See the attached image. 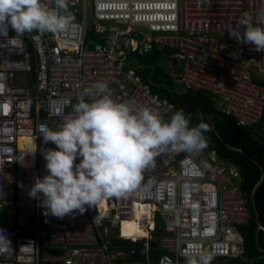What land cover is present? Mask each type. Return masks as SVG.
<instances>
[{"label": "built area", "instance_id": "built-area-1", "mask_svg": "<svg viewBox=\"0 0 264 264\" xmlns=\"http://www.w3.org/2000/svg\"><path fill=\"white\" fill-rule=\"evenodd\" d=\"M90 3V24L85 0H68L71 21L65 30L25 33L22 48L6 44L17 35L10 25L8 37L0 36V206L16 209L13 223L0 220L11 241L0 252V264H115L116 258L118 264H182L204 253L211 262L236 257L244 240L238 227L250 215L239 168L203 150L160 153L140 187L85 206L83 214L45 216L40 201L28 193L35 177L48 174L41 150L57 147L43 143L41 125L55 130L85 92L90 93L86 102L98 95V84H106L116 102L150 108L165 121L179 110L151 90L137 66L127 62L128 54L168 50L183 60L177 81L184 91L204 90L238 125L257 127L264 117V85L254 74L264 76V51L238 42L227 29L245 12L257 25L264 0ZM87 29L93 41L86 38ZM79 162L78 157L74 163ZM150 179L155 182L146 188ZM146 209L149 217L136 215ZM157 212L165 225L153 236ZM126 222L144 225L146 234L127 237L122 232ZM111 235L140 244L115 248ZM153 242L159 248L155 260Z\"/></svg>", "mask_w": 264, "mask_h": 264}, {"label": "clouds", "instance_id": "clouds-1", "mask_svg": "<svg viewBox=\"0 0 264 264\" xmlns=\"http://www.w3.org/2000/svg\"><path fill=\"white\" fill-rule=\"evenodd\" d=\"M68 7V0H0V36L8 37L10 25L17 35L8 38L6 44L22 48L25 33L63 31L71 21ZM258 25H264V9L258 14L257 25L245 12L236 26L227 30L230 37L254 44L255 50L262 52L264 27ZM97 92L89 102L84 96L90 93L85 92L55 130L40 127L43 143L57 146L55 150H41L48 174L42 179L35 177L28 193L40 201L45 216L63 218L76 211L83 214L85 206L94 207L103 199L121 197L140 187L160 153H193L207 147L204 133L212 127L203 114L195 126H190L191 114L182 109L165 121L150 108L116 102L106 84H98ZM78 157L80 162L74 163ZM154 182L150 179L145 187ZM10 246L6 231L0 229V252ZM211 259L207 253L198 254L188 257L186 264H210Z\"/></svg>", "mask_w": 264, "mask_h": 264}, {"label": "trees", "instance_id": "trees-1", "mask_svg": "<svg viewBox=\"0 0 264 264\" xmlns=\"http://www.w3.org/2000/svg\"><path fill=\"white\" fill-rule=\"evenodd\" d=\"M86 38H94V33L91 29H87ZM162 49L153 47L148 53L142 55L134 54L137 58V63L132 64L137 66V73L144 82L149 83L153 92L173 102L175 108L182 109L186 115L191 114L190 126L198 124L200 122V114H203L204 121L212 127V131L204 133L207 147L203 150L205 152L214 151L217 160L223 161V163H235L238 166L240 176H242L239 181V187L245 192L250 209L247 224L238 227L244 239L242 253L234 258L218 259L210 262V264H264V230H256L257 225L249 202L250 192L262 176L255 193V205L264 226V117L257 127L240 126L231 114L221 111L214 104L212 97L206 91H184L169 73V69L163 61ZM32 74L33 67L30 75ZM222 140L230 146L243 149L260 166L245 154H240L224 145ZM128 225L129 227L138 228L140 233H145L146 231L144 225L136 226L132 222ZM164 225L165 222L162 215L157 212L153 236L159 235L164 230ZM109 241L113 247L124 249L140 244V241L132 242L129 239L115 237H111ZM39 250L43 251L44 246L40 244ZM158 253L159 248L153 242L151 256L154 260L157 258ZM114 263L118 264L119 258H116ZM39 264L48 263L40 262ZM182 264H186V261H182Z\"/></svg>", "mask_w": 264, "mask_h": 264}, {"label": "water", "instance_id": "water-1", "mask_svg": "<svg viewBox=\"0 0 264 264\" xmlns=\"http://www.w3.org/2000/svg\"><path fill=\"white\" fill-rule=\"evenodd\" d=\"M170 64H171V69H172V74H173V78L175 80H178L179 79V73H180V70L182 68V65H183V60L182 59H176L175 57H170ZM223 144L226 145L227 147H229L230 149L240 153V154H245L248 158H250L251 160H253L256 164H258V162L253 159L250 155L246 154L245 151L243 149H240V148H237V147H233V146H230L228 145L227 143H225L223 140H222ZM259 165V164H258ZM260 166V165H259ZM261 179H262V176L261 178L256 182V184L253 186L251 192H250V197H249V202H250V207H251V210H252V213L254 215V220L256 222V230L258 229H262L264 230V226L260 220V216H259V213L257 211V207L255 205V193L258 189V186H259V183L261 182Z\"/></svg>", "mask_w": 264, "mask_h": 264}, {"label": "rangeland", "instance_id": "rangeland-1", "mask_svg": "<svg viewBox=\"0 0 264 264\" xmlns=\"http://www.w3.org/2000/svg\"><path fill=\"white\" fill-rule=\"evenodd\" d=\"M90 2H91V0H85V16L87 18V24H90L89 23L90 22V14H91ZM127 62L128 63H137V58L134 55H130L129 57H127ZM15 212H16V209L13 208L12 206H0V220H5L7 222L13 223L15 221ZM124 231H125V233L122 230L124 235H127V233H130V231H128L126 229H124ZM133 231H135V229H133ZM137 237H140V236L137 235Z\"/></svg>", "mask_w": 264, "mask_h": 264}, {"label": "crops", "instance_id": "crops-1", "mask_svg": "<svg viewBox=\"0 0 264 264\" xmlns=\"http://www.w3.org/2000/svg\"><path fill=\"white\" fill-rule=\"evenodd\" d=\"M90 12H91V3H90ZM95 38H93L92 39V41L94 40ZM88 42H91V40L90 41H88ZM150 51V50H149ZM148 51V52H149ZM162 51H163V61L166 63V65H167V67H168V69H169V73L172 75V72H171V70H170V68H171V64H170V54H169V51L168 50H166V49H162ZM148 52H146V53H148ZM130 55H132V54H128L127 56H126V59H127V57H129ZM130 64H132V63H130ZM132 65H134L135 66V64H132ZM173 76V75H172ZM254 78H255V80L256 81H258L259 83H261V84H263L264 85V76H261V75H257V74H254ZM175 80V79H174ZM175 81H177V80H175ZM177 83H178V81H177ZM179 84V83H178ZM87 102H89V101H87ZM205 153H207V154H209V155H214L215 156V152L214 151H209V152H205ZM215 158H216V156H215ZM217 159V158H216ZM124 233H125V231H123ZM114 235H111L110 236V238L111 237H113Z\"/></svg>", "mask_w": 264, "mask_h": 264}, {"label": "bare ground", "instance_id": "bare-ground-1", "mask_svg": "<svg viewBox=\"0 0 264 264\" xmlns=\"http://www.w3.org/2000/svg\"><path fill=\"white\" fill-rule=\"evenodd\" d=\"M19 140H20V139H19ZM24 141L26 142V139H24ZM20 147H21V144H20ZM27 154L30 155V151L27 152ZM30 156H31V155H30ZM26 157L28 158V156H26ZM28 162H29V160H28ZM28 162H27V163H28ZM24 163H25V162H24ZM100 203H101V204H104V199L101 200ZM143 214H146V215L150 216V210H149V209H146L145 211L143 210V211H141V212H137V213H136V215H139V216H142ZM128 224H130V222H126V223H124L123 228H122L123 231H124V229L130 231V233H127V235H126L127 237H132V238L136 239V238H137V235H139V236L141 237V236H144V235L146 234V231H145V233H140L139 230H138V228H134L133 226H130V227H129ZM135 225H136V226H140V225H137V224H135ZM132 227H133V228H132ZM133 229H135V231H133Z\"/></svg>", "mask_w": 264, "mask_h": 264}]
</instances>
